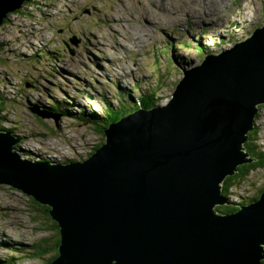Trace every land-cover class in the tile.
<instances>
[{
  "label": "water",
  "instance_id": "water-1",
  "mask_svg": "<svg viewBox=\"0 0 264 264\" xmlns=\"http://www.w3.org/2000/svg\"><path fill=\"white\" fill-rule=\"evenodd\" d=\"M27 1L0 0V25ZM215 54L181 68L165 106L111 123L83 161L30 159L0 129V185L50 207L58 225L51 264H262L264 191L233 213L215 207L231 204L225 178L253 161L264 25Z\"/></svg>",
  "mask_w": 264,
  "mask_h": 264
},
{
  "label": "rangeland",
  "instance_id": "rangeland-1",
  "mask_svg": "<svg viewBox=\"0 0 264 264\" xmlns=\"http://www.w3.org/2000/svg\"><path fill=\"white\" fill-rule=\"evenodd\" d=\"M35 1L0 25V93L20 97L11 106L0 101L1 109L11 108L2 128L20 140L14 147L25 150H18L22 155L57 165L89 158L101 142L92 124L77 118L100 115L103 96L113 108L121 105L119 93L125 107L136 104L139 92L131 89L138 83L145 96L154 93L156 105L165 106L181 68L205 59L198 56L200 44L213 55L264 25V0ZM56 103L64 104L67 115L50 110ZM254 123L258 140L251 141L249 132L247 142L264 154V109ZM263 184L264 168L255 169L228 198L247 202ZM28 197L0 185V264L44 262L29 248L52 238V225Z\"/></svg>",
  "mask_w": 264,
  "mask_h": 264
},
{
  "label": "trees",
  "instance_id": "trees-1",
  "mask_svg": "<svg viewBox=\"0 0 264 264\" xmlns=\"http://www.w3.org/2000/svg\"><path fill=\"white\" fill-rule=\"evenodd\" d=\"M35 0H28L27 2H24V8H26V10H29L30 8H32V4H35ZM22 5V6H23ZM21 6L20 9H18L17 11L11 12L9 13L10 15H14V14H20L23 11V7ZM25 11V10H24ZM9 15V16H10ZM8 16V15H7ZM8 23V17L7 19L4 20L2 25H5ZM10 25V24H8ZM199 44V43H198ZM201 45V44H200ZM198 46L197 47V51H198V56L199 58H206L207 56L212 55L211 52L209 51L208 48H206L205 46ZM184 46L188 47L189 44L184 43ZM2 44H0V53H2L1 50ZM1 55V54H0ZM216 55V54H214ZM172 57V56H171ZM1 59V58H0ZM173 59V58H172ZM138 90L139 92V100L138 103L133 104V105H129L127 103V107H125V105L123 104L124 101H126L125 96L122 93H119V100L121 101V105L117 108H113L110 103L105 99V97L103 96V102L105 103L104 105V110L100 115H95V114H91V115H86L83 114L81 117H78L77 119L82 121V122H88L90 124H92L93 128L96 130V132L99 133V135H101V142L99 144H97L92 151L89 153V156L93 154V152L99 148L101 146V144L103 143V140L105 138L104 135V130L111 124L114 122L119 121L121 118L133 113L134 111L140 109V108H144V109H151L154 108L155 106H157V102L155 103V97H154V93H148V96H145V94H143L140 90V84L135 83L132 87L131 90ZM127 96V95H126ZM1 97H6L5 95L0 93V101L3 99ZM129 99V97H127ZM5 100V99H3ZM13 102H18L20 101L17 99H12ZM13 103L11 102L10 106ZM3 105V103H0V107ZM64 105L63 103H56L55 105L50 107V110L52 112H54V114H58V115H67V111L66 109L62 106ZM122 106V108H121ZM32 109H36V107L32 106ZM260 110L264 109V105L259 106ZM1 110V108H0ZM9 115L4 114V116L0 117V129L7 131L9 133H11L12 131L9 130V128H6L5 126H3L2 128V122L6 121V118ZM258 116V114H257ZM257 118V117H256ZM14 129H16L14 127ZM255 130H257V127L255 126V128L250 132L251 137L249 138L251 141H255L258 140V132H256ZM13 134V132H12ZM19 148V147H18ZM23 153H25V150H21ZM245 151L249 154V156L253 159L252 163L250 164H245V165H241L238 167V171L236 174H234L233 176L227 177L225 178L224 182L222 183V194L228 198V195L230 194V189L233 188V186H235L238 183H241L244 181L245 177L252 171H254L255 169H263L264 168V154L257 151L255 143H246L245 144ZM28 157V156H27ZM37 158V157H36ZM38 159H40L41 161L46 160L43 156H39ZM45 162V161H44ZM67 162H76L74 160H66L65 162H63L64 164ZM264 185V184H263ZM17 190V189H16ZM264 191V186L257 191L256 195H254L253 197L249 198L247 201L248 203H251L255 200H257L259 198V195ZM23 193V192H22ZM28 199L37 207L38 214L44 216V218H46L49 222H51V225L49 227V230L53 231V235L52 238H47V239H43L41 241H38V243L29 248V251H31V255L36 258V259H44V262L42 264H51V262L57 258L58 256V246L60 244V234H59V228L56 222H54L51 219V216L49 214V210L51 209L48 206L42 205L37 203L32 197H28ZM229 199V198H228ZM246 200H242V202L240 203H231L230 201V205H224V206H217L216 210L219 214H229V213H233L235 211H237L236 206L238 205H243L245 203H247ZM36 211V210H35ZM3 245L8 244L7 242L1 243ZM19 247H22L18 244ZM18 250L20 248H17ZM48 256V257H47ZM3 264H7L6 261H4ZM262 264H264V260L262 261Z\"/></svg>",
  "mask_w": 264,
  "mask_h": 264
},
{
  "label": "clouds",
  "instance_id": "clouds-1",
  "mask_svg": "<svg viewBox=\"0 0 264 264\" xmlns=\"http://www.w3.org/2000/svg\"><path fill=\"white\" fill-rule=\"evenodd\" d=\"M1 54V53H0ZM1 58H2V55H1ZM12 75V74H11ZM1 98H3V99H5V102L6 101H9V106H10V104H11V102L12 103H16V102H13L12 101V99H7L6 97H1ZM2 99V100H3ZM15 99V98H14ZM4 101V100H3ZM4 107H2V109L0 110V117L1 116H4V114H6V115H9V114H11V108L9 107L8 109H3ZM36 110H37V107H36ZM38 111V110H37ZM7 118H9V116H7Z\"/></svg>",
  "mask_w": 264,
  "mask_h": 264
},
{
  "label": "bare ground",
  "instance_id": "bare-ground-1",
  "mask_svg": "<svg viewBox=\"0 0 264 264\" xmlns=\"http://www.w3.org/2000/svg\"><path fill=\"white\" fill-rule=\"evenodd\" d=\"M4 132H6V131H4ZM19 143V142H18ZM17 144V143H16ZM14 148V147H13ZM15 149H17V150H20V148H18V147H16ZM32 159L33 160H36V161H39L40 162V159H38V158H33L32 157ZM41 162H44V161H41ZM239 167V166H238ZM217 207V206H216ZM217 211V210H216ZM218 213V212H217Z\"/></svg>",
  "mask_w": 264,
  "mask_h": 264
},
{
  "label": "built area",
  "instance_id": "built-area-1",
  "mask_svg": "<svg viewBox=\"0 0 264 264\" xmlns=\"http://www.w3.org/2000/svg\"><path fill=\"white\" fill-rule=\"evenodd\" d=\"M5 96H6V95H5ZM6 98H7V96H6ZM16 99H17V100H19V99H20V97H16Z\"/></svg>",
  "mask_w": 264,
  "mask_h": 264
}]
</instances>
